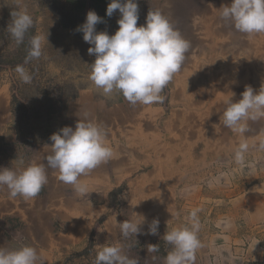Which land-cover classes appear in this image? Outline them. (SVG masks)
I'll list each match as a JSON object with an SVG mask.
<instances>
[{
  "label": "crops",
  "instance_id": "0c3cea01",
  "mask_svg": "<svg viewBox=\"0 0 264 264\" xmlns=\"http://www.w3.org/2000/svg\"><path fill=\"white\" fill-rule=\"evenodd\" d=\"M215 1L222 0L203 2ZM205 63L195 64L192 71L183 66L177 76L188 70V80L194 81L197 74L200 83ZM180 83L184 82L180 80L176 85ZM203 96L199 92L188 98L187 93L178 92L174 100L182 107H173L166 113L158 103L132 106L123 99L102 120L94 116L95 122H103L113 157L80 178L87 184L89 194L78 196L71 185L59 180L53 169H47L48 182L34 199L11 198L6 187L0 188V247L16 250L32 246L45 264H62L63 255L93 232L96 235L103 230L113 235V227L121 223V216L111 203V194L114 187L125 183L126 189L119 196L123 198L131 191L136 197L131 220H142L143 216L141 228L145 233L148 231L145 224H151L153 219L166 224L170 231L189 224L183 220L185 211L201 209L200 224H209L205 238L213 249L204 252L201 262L196 256V264H211L218 259L238 264L259 261L262 252L257 234L250 231L264 225V172L258 169L260 163L255 158L248 165L245 161L250 157H245L243 163L231 160L229 155L237 145L214 148V144L199 137L200 129L214 132L213 124L209 126L202 119L208 106ZM9 104L5 94L0 93V168H16L20 157L25 166L44 163V157L51 154V144L40 147L36 155L29 157L18 152L20 146L14 142L17 127L12 123ZM11 143L15 145L8 155L5 150ZM156 195L160 197L158 202L149 198ZM219 241L227 245L215 247Z\"/></svg>",
  "mask_w": 264,
  "mask_h": 264
},
{
  "label": "rangeland",
  "instance_id": "374dc122",
  "mask_svg": "<svg viewBox=\"0 0 264 264\" xmlns=\"http://www.w3.org/2000/svg\"><path fill=\"white\" fill-rule=\"evenodd\" d=\"M203 1L137 0L139 7L137 26L146 23L149 11L160 10L190 43L183 66L192 71L195 70V64L206 62L204 78L199 79L200 83H197V74L193 77L194 81L188 80V70L183 76L179 77L176 74L161 93L165 97L164 102L158 104L166 113L173 107H182V104L179 105L178 101L174 100L178 92L183 95L187 93L188 98L202 93L203 97L208 99L203 100L208 106L202 119L204 122L206 119L209 126L213 124L214 132L210 130L201 132L200 129L199 137L202 136V140L214 144V148L217 145L224 146L223 148L234 145L238 147L240 143L247 142L250 148L245 157L250 158L246 159L245 164L252 163L255 158L257 163H260L258 169L264 172V150H258L259 142L264 140V119L249 121V131L243 135L224 127L222 122V113L226 107L224 101L232 93L234 102L235 99L242 98L241 94L246 86H251L255 91L264 86V34L239 33L220 19V8L230 5L232 0L229 3L222 0L219 3L215 1L207 4ZM110 2L111 0H107L106 7ZM73 10L70 0H0V93L5 94L9 101L10 117L15 128L17 127L16 141L12 139L11 142L14 141L20 146L18 152H21L23 157L36 155L40 147L52 144L50 136L61 128L70 126L74 129L76 122L85 118V113L89 114V119L94 120V116L97 115V119L102 120L109 110L115 111V106L125 99L121 93L104 95L102 90L89 80L95 55L90 56L87 51L92 45L77 37L67 27L69 22L75 20ZM22 11H27L32 16L34 35H48L49 42H45L43 55L38 60L24 65L33 76L31 83L27 84L20 79L15 68L10 66L23 65L24 61L13 63L20 52L7 30L12 23V13ZM120 18L121 14L117 10L97 31H106L109 35H114L118 30L117 21ZM180 80L184 83L176 85ZM191 81L193 82L190 83ZM106 124L109 125L108 122ZM159 126L163 129L162 124ZM12 143L7 144L5 153L8 155L13 153L15 144ZM236 150L229 155L231 160H234ZM133 162L135 163V160ZM130 188L134 189L132 186ZM125 189L126 184L122 183L118 188L114 187L111 194V203L119 210L121 222L131 220L134 215L132 207L134 208L136 199L131 191L123 195V198L120 197L119 194ZM154 197L149 198L158 202L159 195ZM185 212L183 220L187 222L189 213ZM207 219L211 220L212 215ZM119 225L113 227V235L103 230L96 235L93 232V235L86 238L82 244L63 255L62 264H94L96 254L103 246L116 243L123 246L130 258H138L140 264H164V257L171 248L163 239L165 233L169 231L166 224H159L157 235L138 234L135 238L128 239L122 237ZM208 225L201 224L198 232L202 243V247L196 252L198 262L205 256V251L213 249L210 241L205 238ZM145 226H149V222ZM250 232L257 234L262 255L259 261L242 264H264V225ZM18 233L21 234L20 230ZM149 244L158 245L160 251L149 254L147 252ZM215 245L224 246L227 243L219 241ZM211 264L238 263L218 259L213 260Z\"/></svg>",
  "mask_w": 264,
  "mask_h": 264
},
{
  "label": "clouds",
  "instance_id": "9594fccd",
  "mask_svg": "<svg viewBox=\"0 0 264 264\" xmlns=\"http://www.w3.org/2000/svg\"><path fill=\"white\" fill-rule=\"evenodd\" d=\"M117 10L121 18L117 21L119 27L114 35L97 31L96 25L104 23V20L91 10L77 29L83 33V40L92 45L87 50L88 54L95 55L89 80L106 96L121 93L132 106L163 103L165 97L161 93L181 72L190 43L160 10L149 11L146 23L140 26H137V0H111L106 15L112 17ZM219 15L224 23L239 33L264 34V0H232L230 5L220 8ZM12 17L7 30L20 45L33 28L34 20L27 11L12 13ZM47 36H32L23 65L15 68L26 84L31 83L33 76L24 65L43 55L45 42L49 43ZM233 96L234 93L224 101L223 126L243 135L249 131V121L264 119V86L259 91L246 86L242 98L236 102H233ZM88 115L85 113V118L79 119L74 129L65 126L50 136L51 154L44 157V163L25 166L24 159L20 157L16 160V168H0V188L6 187L11 198L34 199L48 182L47 169H53L58 172L59 180L71 185L78 196L88 195L89 188L80 178L113 157L106 129L89 119ZM249 148L247 142L239 144L235 152L237 163H243ZM258 150H264V140L259 142ZM200 211L196 208L189 213L190 226L172 228L165 233L163 239L171 248L164 257V264H196V252L202 247L198 237ZM142 218L121 222L122 237L157 235L159 220L153 219L145 233L141 228L145 220ZM159 251L158 245L147 246L149 254ZM0 264H45V261L34 247L25 245L16 250L0 247ZM94 264H140V261L130 258L123 246L116 243L103 246L97 252Z\"/></svg>",
  "mask_w": 264,
  "mask_h": 264
},
{
  "label": "trees",
  "instance_id": "16d2710c",
  "mask_svg": "<svg viewBox=\"0 0 264 264\" xmlns=\"http://www.w3.org/2000/svg\"><path fill=\"white\" fill-rule=\"evenodd\" d=\"M70 2L72 8L74 9L73 11H75V15H74L75 20L73 22H69L67 27H69L72 30V32L79 38L83 39V33L77 31V29L79 26L83 25V23L86 21V15L90 10L95 11L96 14L104 20V23H100L96 25L97 30L100 27H102L108 19V16L106 15L107 0H70ZM33 35H34V29L31 28L29 32L26 34L24 43L17 45L14 40L15 45L17 46V49L19 50L20 53L15 58L14 60L15 62L13 63H20L24 61L29 49V40ZM15 65L16 64H13L12 66L11 64L10 66L16 68Z\"/></svg>",
  "mask_w": 264,
  "mask_h": 264
}]
</instances>
